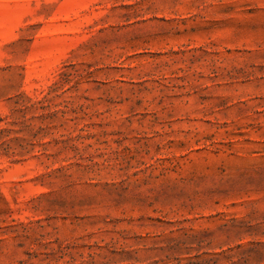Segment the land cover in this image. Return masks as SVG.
<instances>
[{"label":"rangeland","instance_id":"obj_1","mask_svg":"<svg viewBox=\"0 0 264 264\" xmlns=\"http://www.w3.org/2000/svg\"><path fill=\"white\" fill-rule=\"evenodd\" d=\"M0 264H264V0H0Z\"/></svg>","mask_w":264,"mask_h":264}]
</instances>
